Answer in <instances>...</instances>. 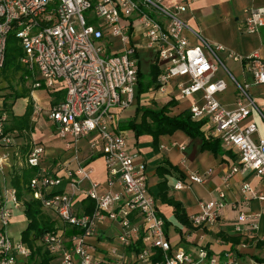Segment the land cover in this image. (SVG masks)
<instances>
[{
	"label": "built area",
	"instance_id": "2783aa9c",
	"mask_svg": "<svg viewBox=\"0 0 264 264\" xmlns=\"http://www.w3.org/2000/svg\"><path fill=\"white\" fill-rule=\"evenodd\" d=\"M164 0H0V69L4 65L10 34L19 41L20 65L25 69V80H33V89L63 92V100L51 105L48 119L57 125L55 135L65 150L76 154L79 141L94 135L89 142L92 154L98 147L104 159L108 186L118 185L120 193L99 190L92 179L89 164L79 163L73 170L43 168L45 147L32 143L27 156L16 153L18 167L38 169L30 180L33 198L43 210L53 213L65 229L48 232L42 237L45 250L56 264H101L92 252L90 241L96 237L97 227L108 220L121 229L118 242L130 248L141 242L142 247L132 256L135 263L151 264L155 250L162 253L158 264H238L232 252L211 254L204 247L187 253L171 251L165 235V223L160 216L155 198L146 184V166L138 161V153L127 150L126 137L114 127L119 112L131 107L139 85L138 45L134 37L155 54L159 73L151 99L176 102L193 98L187 109L191 120L202 123L204 135L217 139L221 146L236 154L239 166L223 177L225 188L232 175L250 170L257 178H264V140L251 120L256 115L264 122V94L257 105L249 92L250 84L236 80L226 67L221 55L243 64L252 75V85L264 89V61L257 54L246 58L237 56L220 45H211L194 32L183 15L187 4L170 9ZM84 13L87 14L85 19ZM244 31L252 35L264 29V7L249 6L242 10ZM192 34L198 45L189 42ZM231 82L236 91L232 108H227L218 96ZM41 109L35 105L33 123L40 118ZM7 115L0 97V173L12 166L9 148L15 145V132H6ZM61 170H64L61 175ZM66 180L68 191L48 195ZM88 184L86 189L81 184ZM189 183L203 184L205 177L189 175ZM178 181L176 190L186 187ZM80 192L94 202L90 214L74 210V196ZM243 200L233 205L236 211L237 233L251 235L258 230L261 214H247L251 201L264 199L250 185L240 188ZM225 192L201 202L199 212L190 217L195 227L213 228L221 217L226 202ZM21 206L13 188L5 187L0 204V264H27L31 249L21 240L12 241L7 228L13 209ZM68 228V229H67ZM68 230L77 231L67 235ZM110 255L124 264V256L111 249Z\"/></svg>",
	"mask_w": 264,
	"mask_h": 264
},
{
	"label": "crops",
	"instance_id": "0c3cea01",
	"mask_svg": "<svg viewBox=\"0 0 264 264\" xmlns=\"http://www.w3.org/2000/svg\"><path fill=\"white\" fill-rule=\"evenodd\" d=\"M177 4H187V12L183 18L189 27L199 34L211 45H220L226 52H232L243 58L251 54L264 61V29L256 34H246L242 10L249 6L264 7V0H164L163 6L167 9ZM190 44L198 45L199 41L188 34ZM138 45L139 74L150 75L151 66L154 64L159 71L155 54L146 49L142 44L144 40L138 35L134 37ZM226 67L230 70L237 81L250 84L249 92L257 105H261L264 89L261 86L252 85V75L245 69L243 64L229 60L224 54L221 55ZM142 59L147 60L142 66ZM25 70V69H24ZM11 84L4 80L0 73V96L6 98L10 104V113L16 118H21L30 109L31 132H21L20 137L16 136L15 146L9 148L12 166L4 168L3 174L0 173V204L3 201V191L5 187L11 188V178L14 171L23 167L16 164V153L18 155L27 154L32 143H42L45 147V155L41 166L47 169L57 170L61 167L75 169L79 163L89 164L93 169L92 179L99 183L101 192L112 191L121 192L118 185L108 186L106 182V170L104 159L100 152V147L90 153L89 142L95 140L94 135L78 142L76 154L78 162L73 158L74 150H65L63 143L55 135L57 125L48 119V109L51 105L63 100V92L46 91L45 89H33L32 81L25 80L18 83L19 76ZM13 77H9L12 79ZM227 82V90L218 96L221 104L227 108H232L236 97L234 86L225 76H221ZM142 85L146 87L148 83ZM155 83L149 86L144 92L137 95L134 104L126 110L119 112L117 121L113 128L126 137L127 150L131 153H138V161L144 162L146 166V184L149 193L155 198L158 212L164 222L165 235L171 244V251L181 249L190 253L198 247H204L211 254L222 255L225 252L234 253L239 264H264L258 260L264 259V199H255L250 202L244 211L247 214L260 213L258 230L251 235L237 233L234 230L236 224V211L233 205L240 204L243 200L240 188L244 184L250 185L259 194L264 196V178H257L250 170L238 172L231 176L228 187L225 188L223 177L231 172L233 167L239 166V160L234 152L225 150L221 144L218 154L210 151L201 150V139L189 138L183 132L177 131L170 136H162L158 140V147L155 149L152 137L143 135L136 137L133 130L127 127L129 121L134 120L140 123L141 113H137L139 107H149L159 109L168 102H175L173 107L168 110L169 116H176L183 111H187L194 101L193 98L176 102L168 99H151L150 93ZM12 88L19 90L22 97L11 99ZM158 103L161 105L157 106ZM37 105L41 109L40 118L37 123H33V110ZM258 127V137L264 140V122L253 115L250 118ZM42 125L48 128L44 133ZM41 132L46 136L43 139L35 140V131ZM202 130V127H201ZM203 132V131H202ZM34 134V135H33ZM16 135V132H15ZM2 150H0V153ZM162 172L159 174L158 170ZM64 170H61L62 175ZM189 175H200L205 177L203 184L189 183ZM66 180L61 187L64 192L68 191ZM178 181H184L187 185L181 190H176L175 185ZM164 182V194L167 199H173L182 205L188 224H183L175 219L174 209L161 200L159 184ZM88 184L83 182L81 188L86 189ZM220 191L225 192L226 208L221 217L217 220L213 228L195 227L190 222V217L199 212L201 202L209 201L217 197ZM74 210L79 214H90L86 202L91 203V210L94 209V202L87 199L78 192L74 196ZM20 202V201H19ZM18 209H13L12 219L7 228L8 236L12 241L21 240V234L25 230L27 221L23 213L22 202ZM45 213L48 211L43 210ZM55 222V221H54ZM55 224V223H54ZM56 225V224H55ZM58 227L54 226L57 230ZM121 229L115 222L105 220L97 227L96 237L90 241L93 255L100 260L101 264H119L117 257L110 255L111 249H117L118 254L124 256V264H138L132 259L137 254L136 244L130 248H122L118 242ZM138 250V249H137ZM38 260V259H37ZM241 262V263H240Z\"/></svg>",
	"mask_w": 264,
	"mask_h": 264
},
{
	"label": "trees",
	"instance_id": "16d2710c",
	"mask_svg": "<svg viewBox=\"0 0 264 264\" xmlns=\"http://www.w3.org/2000/svg\"><path fill=\"white\" fill-rule=\"evenodd\" d=\"M21 54L22 53L19 47L18 39L15 36L8 37L5 52V61L3 67L0 69V73L3 74L4 80H6L10 84L11 81L15 79L13 76H19L18 83L22 82L25 76V70L19 63ZM158 73V69L153 64L151 66L149 75V85L146 87H143V77L141 74H139V93L144 92L149 86L155 83ZM9 77L13 78L10 79ZM11 91L12 95L9 96V98L11 99L20 98L22 97L21 95H24L23 93H20L19 90H15L14 88H12ZM0 97L3 100V111L7 115L5 131L10 133L16 132L15 138L16 136L19 138L21 132H31L32 127L30 126V109L21 118H16L8 113V111L10 110V104L7 102L6 98L2 96ZM174 105L175 102H168L166 105L159 109L139 107L137 108V113H141L140 123L136 124L134 120H131L128 122L127 127L133 130L136 137H140L143 135L151 136L153 147L155 149L158 147V140L160 137L170 136L177 131H181L191 139H201L202 151H210L213 154H218L221 150L220 142L217 139H212L204 135L201 130L202 123L191 120L188 111H183L176 116L168 115L169 108L173 107ZM27 154H24L23 156L19 155V157L21 159H24ZM38 171L39 170L35 168L23 167L19 170L14 171L11 178V188L16 191L18 201L22 202L23 213L27 221L26 228L21 234V241L31 249V264H56L54 262V257L45 250L44 245L42 244V237L48 232L55 231L53 224L55 220L43 211L41 202L33 198V191L29 187L30 180L37 175ZM158 172L159 174H161V168H159ZM163 184L164 182L159 184L161 191V200L174 209V217L176 220L183 224H188V219L185 215L182 205L173 199L166 198L164 194L165 185ZM63 192L64 190L60 186L59 188L48 192L47 196L62 194ZM90 205L91 203L87 201L86 206L90 209L88 213L92 212ZM164 223L166 226V222ZM76 233L77 231L75 230L67 231V235ZM136 247V251L138 252L142 247L141 242L136 244ZM161 261L162 253L159 250H155L154 255L151 259V264H158ZM258 261L260 263H263L264 259Z\"/></svg>",
	"mask_w": 264,
	"mask_h": 264
},
{
	"label": "rangeland",
	"instance_id": "374dc122",
	"mask_svg": "<svg viewBox=\"0 0 264 264\" xmlns=\"http://www.w3.org/2000/svg\"><path fill=\"white\" fill-rule=\"evenodd\" d=\"M84 15V17H85V19L87 18V14L86 13H84L83 14ZM14 36V33L12 32L11 34H10V36L9 37H13ZM143 61H142V66L144 67V62H147V60H145V59H142ZM148 81H149V77H148V75H144V78H143V82L144 83H148ZM159 105H161V103H158V105L157 106H159ZM42 127V129H44V133L46 134L47 133V131H48V128L46 127V125H42L41 126ZM35 137L33 138V139H37V140H39V139H43L46 135L45 134H41V132H39V131H37V129H36V131H35ZM33 134V135H34ZM47 211V210H46ZM48 215H50L51 217H52V219H54L55 220V224H54V226H56V227H58L57 229L58 230H62V229H65V226H64V224L60 221V220H58V218H56V216L53 214V213H51V212H48L47 213ZM68 229V228H67ZM31 260H29L28 262H27V264H31V262H30ZM241 263V262H240ZM238 264H239V261H238Z\"/></svg>",
	"mask_w": 264,
	"mask_h": 264
}]
</instances>
